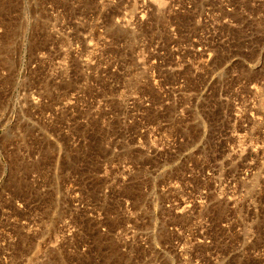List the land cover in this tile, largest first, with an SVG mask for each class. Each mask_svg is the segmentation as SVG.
<instances>
[{"label": "rangeland", "instance_id": "374dc122", "mask_svg": "<svg viewBox=\"0 0 264 264\" xmlns=\"http://www.w3.org/2000/svg\"><path fill=\"white\" fill-rule=\"evenodd\" d=\"M0 264H264V0H0Z\"/></svg>", "mask_w": 264, "mask_h": 264}]
</instances>
